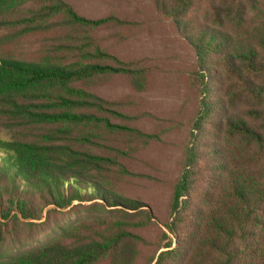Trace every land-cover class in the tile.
<instances>
[{"label": "trees", "instance_id": "16d2710c", "mask_svg": "<svg viewBox=\"0 0 264 264\" xmlns=\"http://www.w3.org/2000/svg\"><path fill=\"white\" fill-rule=\"evenodd\" d=\"M151 2L196 53L187 81L198 108L164 225L173 240L150 264H264V0ZM123 23L86 18L66 0H0V115L56 126L43 141L0 138V240L9 224L39 219L38 202L90 203L114 217L95 216L101 230L71 227L0 264H138L146 241L133 230L154 216L110 182L112 169L130 175L118 159L84 149L98 132L154 140L113 123L129 116L90 91L115 75L135 92L149 87L146 66L122 61L89 34ZM30 40L40 43L35 55L18 56Z\"/></svg>", "mask_w": 264, "mask_h": 264}, {"label": "rangeland", "instance_id": "374dc122", "mask_svg": "<svg viewBox=\"0 0 264 264\" xmlns=\"http://www.w3.org/2000/svg\"><path fill=\"white\" fill-rule=\"evenodd\" d=\"M80 15L91 18L115 16L123 25L95 28L89 34L108 53L125 62L139 61L149 70V87L138 93L131 89L125 75L111 76L102 86L91 88L109 101L111 108L129 118L110 117L118 123L153 135L154 140L129 133H101L95 144L84 149L118 159L130 175L121 176L112 169L108 176L125 196L142 201L150 208L154 220L146 227L133 230L145 239L140 245L138 264H150L173 240L164 225L168 220L173 185L180 179L184 165L190 160L191 128L198 100L188 86L187 76L196 63V53L175 26L155 8L151 0H66ZM201 8L193 14L198 15ZM39 41L30 40L16 49L23 58L35 55ZM104 116H107L103 114ZM56 126L25 125L0 115V138L7 140L43 141ZM204 152L207 148L202 149ZM206 164V160L202 161ZM39 203V219L9 224L0 240V259L47 242L66 229L82 226L101 230L103 216L114 220L105 211L95 213L75 203L66 209ZM96 216V217H95ZM93 224V225H92ZM172 248H176L173 244Z\"/></svg>", "mask_w": 264, "mask_h": 264}]
</instances>
